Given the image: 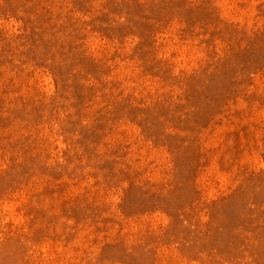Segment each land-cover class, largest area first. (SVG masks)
Masks as SVG:
<instances>
[{"label": "rangeland", "instance_id": "obj_1", "mask_svg": "<svg viewBox=\"0 0 264 264\" xmlns=\"http://www.w3.org/2000/svg\"><path fill=\"white\" fill-rule=\"evenodd\" d=\"M0 264H264V0H0Z\"/></svg>", "mask_w": 264, "mask_h": 264}]
</instances>
